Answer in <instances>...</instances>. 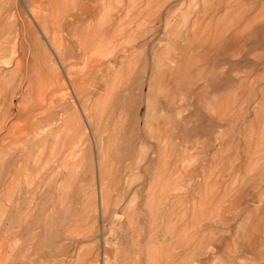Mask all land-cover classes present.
Returning <instances> with one entry per match:
<instances>
[{"label":"rangeland","instance_id":"374dc122","mask_svg":"<svg viewBox=\"0 0 264 264\" xmlns=\"http://www.w3.org/2000/svg\"><path fill=\"white\" fill-rule=\"evenodd\" d=\"M0 264H264V0H0Z\"/></svg>","mask_w":264,"mask_h":264}]
</instances>
